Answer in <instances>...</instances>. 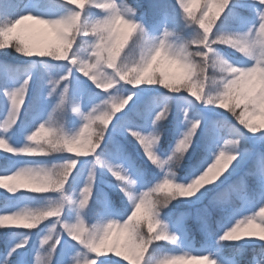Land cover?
<instances>
[{"label": "snow or ice", "instance_id": "1", "mask_svg": "<svg viewBox=\"0 0 264 264\" xmlns=\"http://www.w3.org/2000/svg\"><path fill=\"white\" fill-rule=\"evenodd\" d=\"M191 3L192 0H175L174 6L184 26L190 27L194 33L188 39L183 38L175 26L172 28L164 26L159 35H150L144 26L134 19L133 8L127 5L118 6L115 0H62L63 6L68 9L67 14L49 17L32 12L8 11L0 6V49L7 48V38L12 36L18 26L24 21L32 20L50 29L55 38L54 42L45 47L34 48L17 36L16 42L10 47L25 57H47L57 62H65L67 68L66 74L59 79L49 80L52 87L47 95L52 97L55 94L57 100L47 121L40 123L26 137L27 142L19 147L10 144L6 134L19 120L31 77L26 78L17 87L0 89L9 102L6 115L0 120V149L13 155L47 156L53 153H74L73 156L76 157L50 168L25 166L11 172H8V165L5 164L4 174L0 175V187L6 188L9 195H15L18 192L17 188L5 184L4 181L19 179L25 181L24 186L31 187L32 193L57 194V197L50 200L45 207H24L13 210L9 205H5L0 209V228L33 230L42 221H49V217L53 218L48 233L39 241V247L34 252L35 258L32 257L30 262L24 261L23 264H54L64 235L77 242L81 248L72 258L75 264H124L126 260H131L132 264H183L185 259L209 260L211 255L203 254V249L199 250L200 254L180 249L184 216L170 226L161 215V210L178 198L195 204L199 200L192 199L193 197L202 198L209 193L212 194L211 199L197 215L201 229L207 237L215 236L217 244L237 242L246 236L258 235L259 241L264 238V231L261 230L264 228V153L255 154L254 157L251 174L257 180L258 194L255 197L250 198L246 187H237L231 180L239 167L238 161L242 158L238 146L244 134L239 128L233 126L228 138L216 136L207 145V154L192 168L187 182L183 183L190 187H186L177 195L171 194L163 183L165 179L174 176L169 171L153 187L137 193L134 190L136 181L126 174L124 168L102 160L97 154L111 122L129 103L131 95L122 99L109 96L84 113L79 103L71 101L66 83L63 89L57 92L58 86L70 79L73 70L82 74L103 92L113 88L105 90L97 85L108 83L112 79L117 81V85L123 82L134 87L162 86L172 93L183 91L194 98L195 102L204 105L215 107L217 103L222 105L219 109H227L238 125L253 134L252 138L264 140V131H262L264 125L254 124L249 119L257 111L264 113V78H262L264 0H212L214 9L206 5L199 16L193 15ZM93 7L102 10L104 15L89 21L84 18V13ZM156 7L167 16L166 4ZM253 16L255 22L250 20ZM221 17L225 21L232 17L238 20L242 27L249 24L250 26L242 32H225L222 31ZM83 37H89L91 40L86 47L81 43ZM134 37L136 44L140 45V59L134 65L138 75L134 83H125L116 75V69L120 66L123 53ZM234 43L238 44L243 52L241 55L243 59L231 62L230 67L235 68L236 71L231 72L227 79H212V69L217 65L222 70L224 68L223 61L218 56L212 58L213 51L218 52L220 46L233 49ZM190 48L200 53H208L202 59L205 61V66L211 59L212 69L205 71L199 64L194 63L189 52ZM118 56L120 60L117 59ZM162 62L178 66L182 70V77L176 82H169L165 72L157 71ZM208 84L218 89L215 96L208 97L206 91ZM173 86L176 87L175 91L171 90ZM197 94L201 99H196ZM68 107L84 121L79 131L71 136L65 134L58 126L59 115ZM238 108L241 109L239 112L236 111ZM167 115L168 109L165 106L154 116L153 125L164 120ZM184 115L187 122L186 130L178 137L171 152L188 155L201 122L190 119L187 109L184 110ZM128 131L142 147L148 160L149 155L158 157L153 149L160 139L159 135L153 133L145 135L132 129ZM256 133L260 135L257 137ZM92 155H95L93 168L95 165L106 167L118 182L120 192L131 205L130 213L123 220L114 219L106 214L91 225L85 222V210L94 197V170L88 172L86 182L77 194H65L66 182L77 168L79 158ZM164 165L165 162L161 160L156 166L162 168ZM225 172L227 175H224ZM234 191L242 193L245 206H258L260 211L244 215L243 218H236L243 208L229 211L230 199ZM66 205L75 213L74 222H67L62 218ZM216 212L223 215L215 221L217 231L213 233L211 224ZM257 219H259V233L242 228L244 225L253 226ZM178 232L181 234L178 235ZM121 234H126L123 245L126 251L121 250L119 243ZM113 237L116 239L113 240ZM110 241L112 243H109ZM161 242H167L175 248L165 251ZM28 244L27 233L20 241L5 242L0 246V264H18L22 250H25ZM176 249H180L179 253L182 254L175 255ZM106 253H114V255ZM210 264H216V261L211 259ZM253 264H264V247L260 249L258 258H254Z\"/></svg>", "mask_w": 264, "mask_h": 264}, {"label": "rangeland", "instance_id": "2", "mask_svg": "<svg viewBox=\"0 0 264 264\" xmlns=\"http://www.w3.org/2000/svg\"><path fill=\"white\" fill-rule=\"evenodd\" d=\"M12 0H0V6L9 11L10 2ZM118 6L127 5L134 10V19L142 24L145 30L150 35H159L164 26L172 28L175 26L183 38L188 39L194 34L190 27H185L183 21L180 19L178 11L175 9V0H115ZM141 2H145L146 6L155 11L158 9L156 5L166 4L168 6L167 16L160 14L158 18L153 17L151 21L149 19V12L141 6ZM213 8L212 0H192L190 7L192 8L193 15H201L202 10L205 7ZM139 9V10H138ZM68 9L63 6L62 0H29L23 12H32L36 15L43 17L59 16L67 14ZM104 15L102 10L91 8L90 11L86 10L84 18L91 21L97 18H101ZM252 22H255V17H250ZM223 22L222 31L225 32H242L246 31L249 25L241 26L240 22L232 17H229L226 21L221 17ZM220 25L218 24V27ZM25 29H33L34 31L48 29L45 25L37 24L35 21L27 20L17 27L12 36L22 34ZM139 34H137L138 36ZM10 37V38H11ZM89 37H83L81 43L84 47L87 43H90ZM136 37L130 42L129 46L125 49L123 55H127L129 51L135 49V56L138 57V49L135 48ZM75 47V46H74ZM221 53L225 54L231 62H237L243 59L241 54L235 52L233 49L227 46H220L218 49ZM82 51V49H81ZM27 66H17L8 59L0 57V89L14 88L19 86L26 78L31 77L29 82V88L27 98L22 107L20 117L15 127L6 134V138L9 143L19 147L25 144L26 137L36 129V127L45 121H47L49 113L51 112L54 104L57 100V96L54 94L49 97L47 94L51 90L50 79H59L62 75L66 74L67 68L65 62H57L52 58H38L32 60ZM158 72L162 71L167 74L169 82H176L182 77V70L176 65H168L167 63H161ZM67 84L69 88V96L72 102L79 103L81 111L87 113L93 106L100 103L102 99H106L109 96L116 99L127 98L131 95L129 103L121 112L116 114V117L111 122L109 129L105 135L104 142L97 150V154L100 155L102 160H106L113 165H120L124 168L127 174L136 181L134 190L139 193L140 191H146L150 187H153L156 183L160 182L165 175L169 172V166L164 165L162 168L153 165L146 157L142 147L139 143L129 134L128 129L139 131L141 134H157L160 139L156 145H154V152L161 159L166 158L173 149L176 140L186 130L187 122L185 121L184 110L187 109L188 116L192 120H199L201 122L200 128L197 131L194 143L189 154L186 155V159L190 161V165L185 173L179 172L178 182L186 183L192 168L207 154V145L216 136H222L228 138L229 132L233 126L239 128L244 138L240 139L239 150L242 158L238 161L239 167L235 174H233L231 180L238 181L241 186L247 188V195L255 197L258 194L257 180L254 175L251 174L253 169V162L255 154L264 153V140L254 139L253 134L244 130L237 124L236 120L229 117L227 109H219L213 105H204L199 102H195L187 93L181 91L180 93H172L169 90L164 89L162 86L157 85H141L131 86L124 84H118L108 92H103L95 87V85L84 77L79 72L73 70L71 77L68 81H64L58 86L57 92L63 89L64 84ZM211 84L206 85V91L213 88ZM167 106V117L153 125L152 121L154 116ZM9 107L7 98L0 92V120H3ZM237 111V110H236ZM251 111V108H250ZM174 122L173 137L171 142L164 148L161 146V125L164 121L170 120ZM249 119L252 123L257 125H264V113L257 111ZM83 119L73 113L71 108L68 107L58 117V126L62 128L65 134L71 136L76 134L82 127ZM223 128L220 129V128ZM264 131V130H262ZM257 137L260 133L255 134ZM238 138V137H233ZM130 145H128V144ZM74 153H53L47 156H26V155H13L3 152L0 149V175L4 174L5 164L8 165V172L15 171L20 167H47L50 168L53 165L64 163L67 160L75 159ZM211 155V154H209ZM5 158L6 162H2L1 159ZM194 158V160H193ZM95 155L79 158V163L74 172L70 175L65 185V194L74 195L77 194L80 188L84 185L87 179L88 172L94 170V197L90 203V206L85 210L84 219L89 225L96 223L101 216L109 214L114 219L123 220L130 213L131 205L126 197L120 192L118 182L111 175L103 165H95L93 168ZM231 165L229 166V168ZM224 175H227L225 172ZM223 179V177H221ZM5 184L15 186L17 193L15 195H9L6 188L0 187V192L6 196L5 205H9L13 210H18L24 207L40 208L45 207L50 200L55 199L57 194L54 193H32L30 186H24L25 181L23 179L14 181H4ZM234 183V184H235ZM212 194L202 198L193 197L192 199H198V203L187 202L183 198L176 199L180 205H185L184 209H171L166 212H161L162 218L172 226L179 218L185 217V222L181 229L183 233V239L180 243V249L185 252H192L193 254H200L203 249V254H210L209 260L203 259H185L183 264H210V260L214 259L216 264H239L237 259L233 256L225 255L223 247L225 244L220 242L217 244L215 236L211 238L207 237L202 231L200 223L197 219V215L208 204ZM229 211L243 208V211L238 214L236 218H243L244 215L251 214L260 209L257 207L245 206V200L243 195L239 191H234L230 199ZM89 209L91 212L89 213ZM223 213L216 212L213 216L211 224L212 232L217 231V225L215 223ZM62 218L67 222H74L75 213L66 205L62 213ZM49 221H42L37 225L36 229H16V228H0L5 230L8 234L5 242L7 241H20L25 238L27 233L29 244L25 250H22V255L18 260V264H23L24 261L30 262L32 257L35 258V250L39 247V241L44 235L48 233L49 228L52 225V219L49 217ZM194 219L196 229L200 235V242L195 244V237L187 232L188 222ZM246 231L259 233V219L254 222L253 226H242ZM30 231V232H28ZM178 232V235L181 234ZM53 239H55V233H53ZM116 238L113 237V240ZM259 236H246L244 239L234 242L238 244L255 245L264 244V241H259ZM126 240V234H121L119 237V243L121 250L126 251L123 248ZM51 243V241H50ZM109 243H112L110 241ZM164 244L165 251L174 249L175 246L167 244V242H161ZM180 249H176L175 255H181ZM81 248L77 242L72 241L67 235H64L61 239L60 246L55 256L54 264H75L72 258L76 255ZM107 255H114V253H106ZM123 259V257H118ZM257 258L256 256L253 257ZM251 261L250 264H253ZM124 264H132L131 260L124 261Z\"/></svg>", "mask_w": 264, "mask_h": 264}, {"label": "trees", "instance_id": "3", "mask_svg": "<svg viewBox=\"0 0 264 264\" xmlns=\"http://www.w3.org/2000/svg\"><path fill=\"white\" fill-rule=\"evenodd\" d=\"M10 2V1H9ZM28 3V0H12L10 2V9L9 11H19L23 12L24 8L26 7ZM143 8H147L145 3H141ZM149 19L152 20L153 17H159L160 15V10L155 9V11H151ZM17 36L21 37L24 39L27 43H29L31 46L34 48H41L47 46L49 43L54 42V35L52 34L50 29L46 30H40V31H34L33 29H25L22 34H17ZM17 36L13 37H8V44L6 45L7 48L5 49H0V57H4L8 59L10 62H21L22 64L24 61L28 62L31 61L32 59L40 58V57H25L20 54H18L14 49L10 47V45L14 44L16 42ZM1 92V91H0ZM241 109L238 108L237 112H239ZM229 117L235 120V118L229 113ZM170 121V120H169ZM171 129H172V122L170 121H164L162 125V133H161V141L163 147H165L168 142L170 141L171 138ZM129 145V144H128ZM1 161H5L4 159H1ZM185 162V160H184ZM187 164L184 165V170L186 169ZM179 171H182L181 169ZM237 187H241V183L238 181L235 183ZM6 200L5 194L0 192V207L4 204ZM186 206L185 205H180L177 203L176 200L172 201L168 207L164 208L161 210V212H166L171 209H184ZM194 224V220H190L188 222V230L193 231L194 229L191 227V225ZM197 229H195V232ZM196 240L200 242V235L197 232L196 233ZM4 237H5V230H0V246H3L4 244ZM225 246L223 247V253L228 256H233L237 259L239 264H250L251 261H253V257L256 256L258 258V253L260 252V249L264 244H255V245H246V244H238L234 242H223Z\"/></svg>", "mask_w": 264, "mask_h": 264}, {"label": "clouds", "instance_id": "4", "mask_svg": "<svg viewBox=\"0 0 264 264\" xmlns=\"http://www.w3.org/2000/svg\"><path fill=\"white\" fill-rule=\"evenodd\" d=\"M135 48L139 50L138 57H136L134 54L135 49L129 51L127 55H123V59L120 61V66L116 69V75L119 77L120 80L125 81V83H134L135 77L136 75H138V70L134 67V65L140 59V45L136 44ZM232 48L236 52H239L241 55H243V52L241 51L240 46L238 44L234 43L232 45ZM189 52L191 53V58L193 62L199 64L202 69H204L205 71H207L208 69H212V60L210 59L207 63V66H205V61L204 59H202V57L208 55V53H200L192 48L189 49ZM217 56L223 61L224 68L222 70L221 67L217 65L214 69H212V79L214 80L227 79L230 73L236 71V69L230 67L231 61L226 57L225 54L221 53L220 51L218 52L213 51L212 58L214 59ZM117 59L120 60V57L118 56ZM109 67H113V65H109ZM262 78H264V74H262ZM116 86H117V81L115 79H112L108 83L97 85V87H103L105 88V90L109 88H114ZM171 90L175 91L176 87L173 86ZM217 91L218 89L216 87L209 89V91L207 92L208 97L215 96L217 94ZM196 99L197 100L201 99L200 95L197 94ZM217 107L218 108L222 107V105H219L217 103ZM186 155H187L186 153L181 154V153L171 152L169 155L166 156V158L163 159L149 155V161H151L153 165H158L159 162L163 160L165 162V165L169 166V171L174 174L172 178L165 179L163 181L165 187L169 189L171 194L173 195H177L181 191H183L186 187H190V185H185L181 182H178L177 179L179 177V170L181 169L184 163ZM232 183H235V181H232ZM261 230L264 231V228H262ZM261 241H264V238H262Z\"/></svg>", "mask_w": 264, "mask_h": 264}]
</instances>
